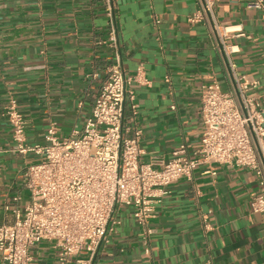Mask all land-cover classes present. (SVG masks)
I'll use <instances>...</instances> for the list:
<instances>
[{
    "label": "crops",
    "instance_id": "obj_1",
    "mask_svg": "<svg viewBox=\"0 0 264 264\" xmlns=\"http://www.w3.org/2000/svg\"><path fill=\"white\" fill-rule=\"evenodd\" d=\"M112 1L123 70L135 75L140 69L132 85L136 112L126 106L123 124L129 135L140 132L141 160L168 161L180 145L191 153L202 131V85L215 80L234 92L206 22L187 21L199 0ZM247 2L219 0L215 14L223 25L240 26L242 35L229 40L237 47L235 72L258 82L249 94L264 103V18ZM106 12V0H0V225L13 219L5 205L23 209L28 191L22 172L35 160L13 151L5 109L14 103L23 115L28 144H45L51 124L58 137L81 129L114 63L103 43ZM205 169L166 188L149 222L147 247L124 208L109 243L90 261L83 253L71 264H264V213L249 206L258 189L255 174L230 165H214L215 175ZM30 253L36 264H57L48 243Z\"/></svg>",
    "mask_w": 264,
    "mask_h": 264
},
{
    "label": "built area",
    "instance_id": "obj_2",
    "mask_svg": "<svg viewBox=\"0 0 264 264\" xmlns=\"http://www.w3.org/2000/svg\"><path fill=\"white\" fill-rule=\"evenodd\" d=\"M218 1L199 0L200 9L187 21L206 22L222 51L234 92L224 90L215 80L202 85V131L199 147L191 153L180 145L168 161L161 157L141 160L140 132L129 135L130 128L123 124L126 106L132 115L136 112L132 85L140 69L135 75L123 70L112 0H106L108 32L103 43L112 50L114 63L107 68L83 127L58 137L51 124L45 144H28L23 115L14 103L6 107L3 115L12 128L13 151L31 154L35 160L22 172L28 191L23 209L5 205L13 219L0 225V264H36L30 251L44 242L55 252L57 264H71L83 253L90 261L109 243L124 208L130 209L147 247L153 233L149 222L166 188L180 179L191 180L200 166H206L203 173L211 175L216 174L214 165L252 171L258 189L250 211L264 213V103L249 94L258 82L235 72L232 55L237 47L229 40L242 35L241 28L218 21ZM246 6L264 18V0H248ZM82 262L76 260V264Z\"/></svg>",
    "mask_w": 264,
    "mask_h": 264
}]
</instances>
